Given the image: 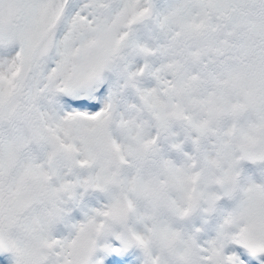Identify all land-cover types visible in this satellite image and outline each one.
<instances>
[{
  "label": "snow or ice",
  "instance_id": "snow-or-ice-1",
  "mask_svg": "<svg viewBox=\"0 0 264 264\" xmlns=\"http://www.w3.org/2000/svg\"><path fill=\"white\" fill-rule=\"evenodd\" d=\"M262 166L264 0H0V264H264Z\"/></svg>",
  "mask_w": 264,
  "mask_h": 264
},
{
  "label": "rangeland",
  "instance_id": "rangeland-1",
  "mask_svg": "<svg viewBox=\"0 0 264 264\" xmlns=\"http://www.w3.org/2000/svg\"><path fill=\"white\" fill-rule=\"evenodd\" d=\"M245 168H246V165H245ZM257 175V174H256ZM257 176H259V177H261V178H263V181H264V175H257ZM253 179H255L256 180V182H260L258 179H256V178H253Z\"/></svg>",
  "mask_w": 264,
  "mask_h": 264
}]
</instances>
